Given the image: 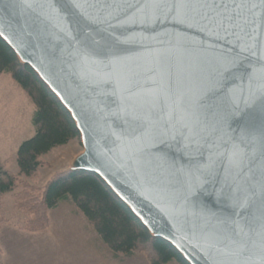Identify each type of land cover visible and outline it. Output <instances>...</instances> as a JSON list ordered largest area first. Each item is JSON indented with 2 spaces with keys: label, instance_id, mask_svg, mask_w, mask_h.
<instances>
[{
  "label": "snow or ice",
  "instance_id": "1",
  "mask_svg": "<svg viewBox=\"0 0 264 264\" xmlns=\"http://www.w3.org/2000/svg\"><path fill=\"white\" fill-rule=\"evenodd\" d=\"M17 0H0L12 15ZM64 44L61 71L88 84L108 151L163 202L211 264H264V0H24ZM161 18L216 37L124 55L133 26ZM161 138L182 148L165 158ZM230 206L229 216L213 207ZM237 209H244L241 213Z\"/></svg>",
  "mask_w": 264,
  "mask_h": 264
},
{
  "label": "water",
  "instance_id": "2",
  "mask_svg": "<svg viewBox=\"0 0 264 264\" xmlns=\"http://www.w3.org/2000/svg\"><path fill=\"white\" fill-rule=\"evenodd\" d=\"M18 7L12 15L0 14V36L14 50L20 61L28 64L40 79L56 95L76 122L83 144V151L71 163V170L96 173L112 191L131 209L154 237L170 242L189 264H211L195 240L183 230L169 213L166 205L147 191L122 168L108 151L105 143L103 121L89 108L86 101L88 84L80 81L71 71L63 72L61 57L64 44L45 29L25 6L17 0ZM133 45L124 55L146 58L148 46L161 40L178 39L195 51L210 53L216 46V37L201 32L199 28H187L176 19L161 18L157 23L133 26L129 34ZM182 145L173 138L157 140L152 149L157 155L177 156ZM218 215L232 214L230 206L213 207ZM236 211L243 212L244 209ZM251 264H261L255 260Z\"/></svg>",
  "mask_w": 264,
  "mask_h": 264
},
{
  "label": "trees",
  "instance_id": "3",
  "mask_svg": "<svg viewBox=\"0 0 264 264\" xmlns=\"http://www.w3.org/2000/svg\"><path fill=\"white\" fill-rule=\"evenodd\" d=\"M4 73H9L35 103L33 124L36 133L18 149L20 174L4 169L0 163V197L17 189L20 175H34L41 166L42 155L80 137L70 112L0 36V75ZM29 187L25 185L15 197L19 208L31 213L24 225L30 232L46 229L50 225L49 210L64 201H71L115 253H142L151 264H167L170 261L189 264L170 242L154 237L96 173L71 169L59 172L47 182L41 198L31 196Z\"/></svg>",
  "mask_w": 264,
  "mask_h": 264
},
{
  "label": "rangeland",
  "instance_id": "4",
  "mask_svg": "<svg viewBox=\"0 0 264 264\" xmlns=\"http://www.w3.org/2000/svg\"><path fill=\"white\" fill-rule=\"evenodd\" d=\"M35 111V103L12 76L9 73L0 75V163L4 169L12 173L20 174L17 162L20 145L36 133L33 124ZM82 151L83 144L80 136L42 155L38 171L31 177L20 175V184L17 189L0 197V222L3 221L1 217L8 216L12 224H26L31 213L19 208L15 195L21 192L25 185H29L30 195L41 198L47 182L57 173L69 170L74 158ZM57 209V211L49 210L52 218L46 229L38 233L25 231L21 234L25 238H30L27 258L36 264V251L47 253L50 248V260L46 256L45 264H100L93 248L94 238L85 233L82 228L74 231L73 227L80 226L76 220L78 218H69L66 213L64 216L54 214L58 211L67 213L77 211L79 209L76 205L65 201ZM81 215L86 220L82 212ZM88 226L93 225L89 222Z\"/></svg>",
  "mask_w": 264,
  "mask_h": 264
},
{
  "label": "crops",
  "instance_id": "5",
  "mask_svg": "<svg viewBox=\"0 0 264 264\" xmlns=\"http://www.w3.org/2000/svg\"><path fill=\"white\" fill-rule=\"evenodd\" d=\"M61 204L57 208H60ZM57 208H55V211L58 210ZM65 213L69 218L72 219L73 217L78 218L76 220L78 221L80 226L73 227L74 231H77L82 228V230H84L85 233L90 234L94 238L93 248L97 253L96 257L100 264H151L150 261L146 258V256L142 253L126 255V254L115 253L113 250H111L107 246V244H105V242L102 240V238L97 233L95 228L93 226H92L93 228L91 226H88L89 221L85 217L86 220L88 221L87 223V221L82 217L80 210L70 211L69 213L61 212V211L54 212L56 216H64ZM48 215L49 218H52L51 213ZM1 219L3 221L0 222V264H33L30 261V259L27 258L26 255L30 248L29 245L30 238H25L21 236L22 233L28 231L24 228L25 223L24 225L12 224L11 219L8 216H4L3 218L1 217ZM38 232L41 231L30 232V233H38ZM36 255L37 257L35 263L45 264L44 261L46 256L48 260H50V248L49 250H47V253L43 251H41V253H38L36 251ZM167 264H179V263L177 261H170Z\"/></svg>",
  "mask_w": 264,
  "mask_h": 264
}]
</instances>
